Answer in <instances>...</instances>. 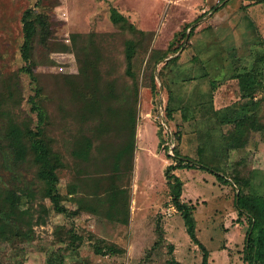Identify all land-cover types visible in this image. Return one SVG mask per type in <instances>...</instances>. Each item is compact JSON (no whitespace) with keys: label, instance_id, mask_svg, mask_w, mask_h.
Listing matches in <instances>:
<instances>
[{"label":"rangeland","instance_id":"obj_1","mask_svg":"<svg viewBox=\"0 0 264 264\" xmlns=\"http://www.w3.org/2000/svg\"><path fill=\"white\" fill-rule=\"evenodd\" d=\"M37 3L0 0V91L18 80L21 19ZM112 9L146 34L134 79L125 50L134 36L112 21ZM37 11L50 16L52 27V36L36 41L33 51L45 139L61 161L60 204L76 213L55 210L33 163L14 164L5 156L4 110L37 126L26 104L29 80L22 76V106L12 102L0 109V191L26 194L18 219L25 233L0 241V264H202L204 251L188 235L165 175L176 153L196 161L203 154L228 178L238 171L254 192L264 190V140L253 133L246 147L232 150L233 125L221 124L228 110L243 103L237 75L264 54V0H41ZM165 51L167 59H178L166 70L167 87L156 77L154 93L148 62ZM253 102L264 123V87ZM124 113L134 117L128 131L119 128ZM134 131V152L123 155L118 178L114 155ZM173 173L184 183L181 201L192 208L209 264H248L249 220L238 214L235 185L199 167ZM121 189L130 209L123 202L119 214L106 195Z\"/></svg>","mask_w":264,"mask_h":264},{"label":"trees","instance_id":"obj_2","mask_svg":"<svg viewBox=\"0 0 264 264\" xmlns=\"http://www.w3.org/2000/svg\"><path fill=\"white\" fill-rule=\"evenodd\" d=\"M225 0H221L224 2ZM41 0H38L36 7L27 9L22 16V30H23V43L21 45V57L23 65L19 69L18 80L14 83H9L3 86L4 91H0V109L4 108L7 103H16L20 107L24 101L22 93V76L26 77L30 86V94L26 100V104L32 114L37 116V126L33 128L28 121H20L15 118L14 115L5 111V116L8 117L7 126L4 134V141L6 146V158L8 162L14 164L27 163L28 161L33 163L37 167V176L41 182L45 185L44 194L50 197L51 201L55 205V210L58 212H68L75 214L68 210L66 207L60 204L59 195V175L58 167L61 164L57 154L53 153L48 142L45 139L44 123L46 121V112L40 105L42 88L39 85V81L36 75L37 62L33 57V51L35 48V42L46 43L52 36L51 19L45 12L37 11V7L40 5ZM217 4L214 9H218ZM112 21L119 25L123 30L130 32L134 38H129L125 41L126 59H127V73L133 79L135 73L133 72L134 62L138 54V49L142 47V39H145V32L137 29L134 24L130 23L126 17L119 13L116 9H112ZM192 34V33H191ZM186 36V34H185ZM170 52H158L154 53L148 62V69L152 70L151 73V89L154 93H158V86L156 83V77H159L164 87H167V72L166 70L172 63L177 61V57L170 58ZM166 60V61H165ZM165 61V62H164ZM164 62V66L156 73L157 66ZM240 80L242 89V104L233 109L223 112L225 118L221 120V124L224 122L233 125L232 139L230 144L233 145L231 149H238L246 147L251 135L253 133L260 134L261 139L264 140V123H262L253 107L256 104L250 103V100L254 99L256 93H258L264 87V54L256 59L252 65L245 66L243 72L237 75ZM21 78V86H20ZM168 118H173L175 108L170 105V98L167 105ZM119 128L122 131H128L125 127L129 124H134V117L131 115L128 117L126 113L121 116L119 121ZM135 143V131L125 141V148L123 147L114 155L117 158L115 168L117 171V177H121L123 172L122 167L119 165L123 160L124 154L132 151L134 152ZM91 148L90 141H86V149L82 148V155L88 158ZM204 153V151L202 150ZM201 154V153H200ZM125 157V156H124ZM176 159L175 164H170L167 167L166 178L169 181V188L172 194V202L183 215L185 224L187 226V232L191 240L198 244L204 251L202 264H209V252L207 248L200 242L197 236L196 222L193 217L192 208L181 201L184 183L183 181L173 173L176 169H193L196 167L206 170L217 177V179L224 184H233L237 189L235 197V205L240 217L246 216L249 220V228L246 235V245L244 248V258L248 264H254L256 261L264 263V190L260 192H254L251 187V181L249 178H245L236 171L232 177L228 178L221 172L220 164L218 167H210L206 161V156H201L198 161L181 156L179 153L174 155ZM215 159V158H213ZM130 171H133L131 165ZM76 191L71 190L70 193ZM107 192V191H106ZM126 191L120 190L117 193L107 194L111 205L118 211L119 214L123 207L121 204L124 202L126 205L130 203L124 195ZM26 194L20 190L12 191H0V241L11 240L20 238L23 233V229L19 225L21 212L20 203ZM112 199V200H111ZM105 202V201H103ZM81 208V206H80ZM79 208V209H80ZM78 209V211H79ZM20 211V212H19ZM128 211V212H127ZM124 213V210L123 212ZM126 216H129V210H126ZM128 218H125L127 221ZM73 240L76 236L73 234Z\"/></svg>","mask_w":264,"mask_h":264},{"label":"water","instance_id":"obj_3","mask_svg":"<svg viewBox=\"0 0 264 264\" xmlns=\"http://www.w3.org/2000/svg\"><path fill=\"white\" fill-rule=\"evenodd\" d=\"M188 38V37H187ZM168 60V59H167Z\"/></svg>","mask_w":264,"mask_h":264}]
</instances>
